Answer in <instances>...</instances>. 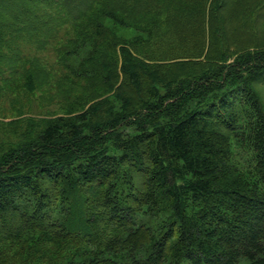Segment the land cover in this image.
I'll return each instance as SVG.
<instances>
[{"label":"trees","instance_id":"trees-1","mask_svg":"<svg viewBox=\"0 0 264 264\" xmlns=\"http://www.w3.org/2000/svg\"><path fill=\"white\" fill-rule=\"evenodd\" d=\"M202 1L219 50L177 71L134 52L175 0H0V44L67 26L97 95L0 143V264H264V47L234 57L223 31L264 0Z\"/></svg>","mask_w":264,"mask_h":264},{"label":"rangeland","instance_id":"rangeland-1","mask_svg":"<svg viewBox=\"0 0 264 264\" xmlns=\"http://www.w3.org/2000/svg\"><path fill=\"white\" fill-rule=\"evenodd\" d=\"M196 1L175 0L181 8L174 10L168 22L155 28L152 39L134 52L146 62L177 71L189 68V62L203 63L210 52L217 53L219 49L207 48L205 20L188 9ZM223 15L229 19L223 31L232 56L255 46L264 47V9L258 13L255 6L254 12L246 13L237 7L234 13L225 11ZM67 30V26L61 27L55 39L37 38L39 43L27 36L8 35L6 43L0 44V143L9 139L14 129L26 130L32 122L62 116L68 108L86 109L94 103L97 95H91L93 88L72 79L63 65L60 47L69 35ZM120 34L128 37L133 32L121 30ZM253 89L264 106V84Z\"/></svg>","mask_w":264,"mask_h":264}]
</instances>
